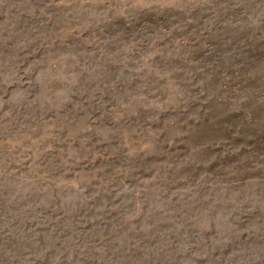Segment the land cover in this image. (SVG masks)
Returning a JSON list of instances; mask_svg holds the SVG:
<instances>
[{"label":"rangeland","instance_id":"1","mask_svg":"<svg viewBox=\"0 0 264 264\" xmlns=\"http://www.w3.org/2000/svg\"><path fill=\"white\" fill-rule=\"evenodd\" d=\"M0 264H264V0H0Z\"/></svg>","mask_w":264,"mask_h":264}]
</instances>
